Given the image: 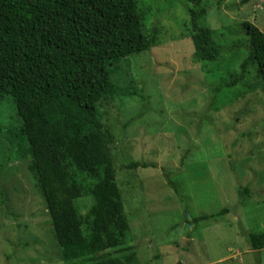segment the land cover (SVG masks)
Returning <instances> with one entry per match:
<instances>
[{
    "label": "rangeland",
    "instance_id": "374dc122",
    "mask_svg": "<svg viewBox=\"0 0 264 264\" xmlns=\"http://www.w3.org/2000/svg\"><path fill=\"white\" fill-rule=\"evenodd\" d=\"M149 50L118 62L111 76L113 98L96 104L108 143L127 231L120 249L132 264H264L246 232L264 231V94L249 68L234 85L246 55L249 22L264 31V0H134ZM203 10L196 26L213 31L218 57L191 62L194 28L190 12ZM218 88L214 91V88ZM57 118L52 116L50 120ZM19 119L8 97L0 99V264H84L62 260L52 235L35 173L28 159L9 156L5 129ZM7 152V153H6ZM66 180L80 196L78 214L91 204L90 175L75 160L72 144L60 148ZM138 162L145 167L128 169ZM176 183L178 194L167 181ZM219 218L190 227L183 211ZM83 235L87 233L81 226Z\"/></svg>",
    "mask_w": 264,
    "mask_h": 264
},
{
    "label": "trees",
    "instance_id": "16d2710c",
    "mask_svg": "<svg viewBox=\"0 0 264 264\" xmlns=\"http://www.w3.org/2000/svg\"><path fill=\"white\" fill-rule=\"evenodd\" d=\"M202 13L190 12L193 63L213 62L219 53L213 31L196 26ZM240 25L248 39L246 55L239 73L224 85H234L252 68L264 94V31L249 22ZM154 38V33L148 39L142 34L134 0H0V99H10L19 119L18 127L5 129L8 154L3 157L28 159L62 260L134 262L130 247L120 249L119 257L106 252L120 244L127 222L114 183L110 134L102 127L96 104L116 95L111 76L118 62L149 50ZM52 116L57 118L50 120ZM66 142L90 175L100 169L83 214L73 203L79 189L67 182L61 165L60 148ZM139 166L145 167L138 162L125 167ZM167 183L178 194L176 183ZM226 211L222 207L213 214L193 216L185 210L182 219L192 227ZM244 237L252 251L264 249V231L246 232Z\"/></svg>",
    "mask_w": 264,
    "mask_h": 264
}]
</instances>
